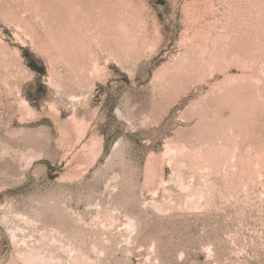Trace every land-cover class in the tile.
Wrapping results in <instances>:
<instances>
[{
    "label": "rangeland",
    "instance_id": "obj_1",
    "mask_svg": "<svg viewBox=\"0 0 264 264\" xmlns=\"http://www.w3.org/2000/svg\"><path fill=\"white\" fill-rule=\"evenodd\" d=\"M38 260L264 264V0H0V264Z\"/></svg>",
    "mask_w": 264,
    "mask_h": 264
},
{
    "label": "bare ground",
    "instance_id": "obj_2",
    "mask_svg": "<svg viewBox=\"0 0 264 264\" xmlns=\"http://www.w3.org/2000/svg\"><path fill=\"white\" fill-rule=\"evenodd\" d=\"M39 260H40V258H39ZM39 260H38V262H37V261H35V262H37V264H40L41 262L39 263ZM41 260H42V259H41ZM42 263H43V261H42ZM43 264H44V263H43Z\"/></svg>",
    "mask_w": 264,
    "mask_h": 264
}]
</instances>
